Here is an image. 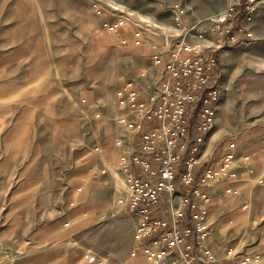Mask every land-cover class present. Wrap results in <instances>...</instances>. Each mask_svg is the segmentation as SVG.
Masks as SVG:
<instances>
[{"label":"rangeland","instance_id":"374dc122","mask_svg":"<svg viewBox=\"0 0 264 264\" xmlns=\"http://www.w3.org/2000/svg\"><path fill=\"white\" fill-rule=\"evenodd\" d=\"M94 1L0 0V264L130 258L137 217L125 208L123 156L135 129L120 122L127 110L119 92L126 81L140 87L151 79V55L165 52L185 27L193 44L198 30L214 36L208 48L220 59L223 92L202 164L220 162L230 140L238 147L237 178L225 175L212 187L211 240L220 254L228 246L264 250V0L252 21L226 22L249 27L252 40L241 30L235 40L212 33L228 0L222 8L221 0H100L128 18L115 31L105 29L112 16L98 14ZM176 2L184 9L180 24ZM205 9H219L207 30L195 25ZM231 185L238 192L227 193Z\"/></svg>","mask_w":264,"mask_h":264},{"label":"built area","instance_id":"2783aa9c","mask_svg":"<svg viewBox=\"0 0 264 264\" xmlns=\"http://www.w3.org/2000/svg\"><path fill=\"white\" fill-rule=\"evenodd\" d=\"M92 5L98 14L112 16L103 21L106 30L126 24L128 18L118 7L100 0ZM256 9L257 0H228L225 11L214 20L212 33L235 40V30H241L252 40L249 27L236 29L226 22L239 16L244 22L252 21ZM172 10L177 22L183 23L182 3L176 2ZM141 28L135 36L142 34ZM189 34L181 32L179 40L167 45L168 56L156 50L151 55V63L162 73L158 82L139 90L129 80L119 92L121 108L127 110L120 122L135 129L132 150L123 156L130 187L125 208L137 217L133 254L143 249L146 264H218L219 255L211 244L212 187L225 175L231 180L238 176L235 140L228 141L220 162L202 164L200 153L215 124L223 85L215 50L208 48L211 45L197 47L188 40ZM194 36L202 40L206 35L198 30ZM142 91L146 98L141 97ZM225 191L238 192V187L227 186ZM225 254L242 264H264V250L237 251L228 246ZM87 257L105 264L97 255Z\"/></svg>","mask_w":264,"mask_h":264},{"label":"crops","instance_id":"0c3cea01","mask_svg":"<svg viewBox=\"0 0 264 264\" xmlns=\"http://www.w3.org/2000/svg\"><path fill=\"white\" fill-rule=\"evenodd\" d=\"M225 2V0H221V4H218V6L219 7H224V3ZM220 8V9H221ZM219 10V9H218ZM217 9L216 10H210V9H205V10H201L200 11V14L202 15V17L204 18V21H203V24L201 25L203 28H205L206 30L208 29V27H209V19L218 11ZM204 29V30H205ZM236 31V30H235ZM196 38V37H195ZM209 40H210V44L209 45H213L215 42V38H214V36H212V37H210V35H209ZM157 51V50H156ZM163 55L164 56H168V54L166 53V52H163ZM155 70V72H153V75H152V78L151 79H149V78H145V80H144V82L141 84V82H140V87H138V89L139 90H141V88H144V87H146V85L147 84H149V83H151V84H153V83H156V82H158V80L160 79V76L158 77V73H159V71L160 70H158L157 69V67L156 66H154L153 67V71ZM160 74H162V73H160ZM157 78V79H156ZM153 82V83H152ZM141 97L142 98H146L147 97V93H146V91L144 92V91H142V93H141ZM179 202V196H177L176 197V199H175V203L177 204ZM163 205H165V202H163L162 203ZM211 244H212V246H213V248H214V244H213V242H212V240H211ZM215 249V248H214ZM216 251V250H215ZM143 249H141L140 250V255H143ZM217 252V254L219 255V261H218V264H229V263H227V262H230L231 264H242V263H240L237 259H234V258H227L226 257V254H225V249H224V251H223V254H220L219 253V251H216Z\"/></svg>","mask_w":264,"mask_h":264},{"label":"bare ground","instance_id":"6f19581e","mask_svg":"<svg viewBox=\"0 0 264 264\" xmlns=\"http://www.w3.org/2000/svg\"><path fill=\"white\" fill-rule=\"evenodd\" d=\"M203 22V18L199 17L197 18V21L195 23V25H200L202 24ZM192 27L188 28V27H185L183 32H191V29ZM164 33V32H163ZM162 33V34H163ZM107 40H109L107 38ZM197 42H195V45L197 47H201L203 44L205 43H208L209 42V38L208 37H204L202 40H196ZM142 74H145V71H143ZM79 189H82L81 187H79ZM240 216V215H239ZM236 219V218H235ZM240 220V219H239ZM144 255H140V254H131L130 258L129 259H126V262L124 264H130V263H133V264H146L147 263V259L146 257H144ZM131 259V260H130Z\"/></svg>","mask_w":264,"mask_h":264},{"label":"trees","instance_id":"16d2710c","mask_svg":"<svg viewBox=\"0 0 264 264\" xmlns=\"http://www.w3.org/2000/svg\"><path fill=\"white\" fill-rule=\"evenodd\" d=\"M218 60H220L219 57H218Z\"/></svg>","mask_w":264,"mask_h":264}]
</instances>
